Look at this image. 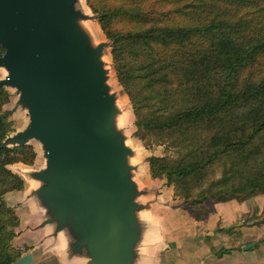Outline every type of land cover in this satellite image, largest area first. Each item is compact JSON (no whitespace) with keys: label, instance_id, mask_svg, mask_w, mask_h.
Listing matches in <instances>:
<instances>
[{"label":"trees","instance_id":"obj_1","mask_svg":"<svg viewBox=\"0 0 264 264\" xmlns=\"http://www.w3.org/2000/svg\"><path fill=\"white\" fill-rule=\"evenodd\" d=\"M84 1L108 41L135 135L148 146L155 142L152 135L160 142L162 135L176 133L185 141L194 130L204 131L202 142L177 158L148 156L149 176L189 189L227 152L241 172L208 197L241 200L249 192L264 193V67L258 69L264 60V0H168L171 9L156 12L142 0H118L113 6ZM3 51L0 45V56ZM7 98L0 86V264H10L22 251L11 241L19 220L4 194L21 189L23 178L6 165H30L36 154L27 141L3 143L11 129L10 110L2 107ZM151 99L157 106L145 110ZM206 198L202 192L182 204L196 206Z\"/></svg>","mask_w":264,"mask_h":264},{"label":"water","instance_id":"obj_2","mask_svg":"<svg viewBox=\"0 0 264 264\" xmlns=\"http://www.w3.org/2000/svg\"><path fill=\"white\" fill-rule=\"evenodd\" d=\"M71 3L0 0V64L8 72L3 82L17 85L28 102L30 125L17 138L33 137L45 148L40 176L58 204L56 215L69 213L77 221L94 261L100 252L117 250L131 188L123 149L99 123L110 106L100 47L80 38Z\"/></svg>","mask_w":264,"mask_h":264},{"label":"crops","instance_id":"obj_3","mask_svg":"<svg viewBox=\"0 0 264 264\" xmlns=\"http://www.w3.org/2000/svg\"><path fill=\"white\" fill-rule=\"evenodd\" d=\"M6 167L23 178L21 189L4 195L6 200L12 195L23 209L12 238L22 251L10 264H264V220L244 221L253 214L262 216L264 193L202 202L190 212L184 204L160 201L158 195L138 205L131 187L125 206L129 218L116 234L117 250L100 252L93 261L77 221L69 213L56 215L58 204L46 188L48 180L40 176L46 160L43 168L19 161Z\"/></svg>","mask_w":264,"mask_h":264},{"label":"rangeland","instance_id":"obj_4","mask_svg":"<svg viewBox=\"0 0 264 264\" xmlns=\"http://www.w3.org/2000/svg\"><path fill=\"white\" fill-rule=\"evenodd\" d=\"M106 1L111 6L118 2V0ZM127 2L128 1L126 0V3ZM140 2L144 8L153 9L155 12L159 10L168 11L171 9L170 5H172L168 0H142ZM71 10L78 13L73 21V24L76 28H78V34L80 38L84 40L85 45L89 48H94L96 45L100 47L97 53V59L99 57L101 68L104 70L102 83L104 85L105 95L110 97V106L106 107L104 112L105 114L103 113L100 116L99 123L102 128L104 127V129L113 136V141H116L118 146L123 149V152L118 154L120 158H122V167L125 169V174L129 180V186L130 188L132 187V190L134 191V200H136L139 205L140 203L147 202L146 200H150L152 197L158 195L160 201L162 198V201L165 203L169 202L172 203V205H181L185 202V197L188 199L196 198L197 194L206 192V202L214 201L208 196L214 192H221L220 190H222L224 186L227 187L228 182H235V178L241 172L235 165L237 163L236 159L229 156L227 152L218 156L215 160L208 164L206 176L203 180L199 182H192L188 187L189 189L184 188L181 184L176 185L174 182H168L163 176L155 178L150 177L147 166L148 156L165 155L168 158H177L181 154L191 150L200 141L202 142L201 138L204 136V131L202 128H199L201 130H194L188 135V142H186L187 140L181 141L178 139L176 133L171 135H162L160 137L162 138L160 142L156 141V139H154V135H152L151 140L155 142L148 146L145 145L144 141L134 133V116L132 114L130 102L116 80L115 73L111 65L108 41L100 30L94 14L88 8L84 0H72ZM261 61L262 63L258 65V69L264 67V60ZM258 69H256V67L253 68V72H259ZM7 75L8 72L5 65L0 64V86L7 91L8 97L2 107L10 110L8 118L11 120V129L4 138L3 143L7 146H12V144L20 141L17 137L28 128L30 120L27 113L28 102L22 96L20 88L15 84L3 82ZM140 83L141 82H138L137 85ZM143 91L147 90L143 89ZM140 94L144 95L142 92H140ZM143 106L145 110H148L152 107H156L157 105L156 103H153V99H151L147 105ZM26 140L33 144L36 151L35 160H33L30 165H33L35 168H43L46 160L45 149L34 138H28ZM255 155L256 153H253L250 160H253ZM223 182H226V184H223ZM1 188L2 184H0V189ZM140 190H148L150 192L144 195L137 192ZM39 193L38 195L40 196ZM185 193L186 195H184ZM234 193L237 196L244 194L243 192L240 193V191H235ZM258 193L261 192H249L244 196L245 198L241 200L248 199ZM7 200L9 201L8 203ZM7 200L5 199L6 203L13 207L14 212H18L16 213L17 217H21L23 209L21 205H19V202H16V199H14L12 195H9ZM15 206L17 207L15 208ZM186 206L189 208L190 212L195 211L190 205ZM252 212H254V210H252ZM252 217L256 218L252 221V223L260 222L264 220V211L261 216L262 218L260 215L256 216L253 214L251 217L245 218L244 221L251 220ZM29 230L30 229H27L25 233H22V235L26 236ZM31 230L34 232L35 226H33Z\"/></svg>","mask_w":264,"mask_h":264}]
</instances>
